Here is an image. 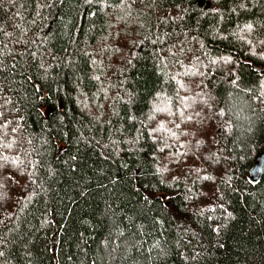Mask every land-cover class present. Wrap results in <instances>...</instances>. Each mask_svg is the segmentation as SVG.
I'll list each match as a JSON object with an SVG mask.
<instances>
[{
  "label": "trees",
  "instance_id": "1",
  "mask_svg": "<svg viewBox=\"0 0 264 264\" xmlns=\"http://www.w3.org/2000/svg\"><path fill=\"white\" fill-rule=\"evenodd\" d=\"M263 149L264 0H0V264H264Z\"/></svg>",
  "mask_w": 264,
  "mask_h": 264
},
{
  "label": "water",
  "instance_id": "2",
  "mask_svg": "<svg viewBox=\"0 0 264 264\" xmlns=\"http://www.w3.org/2000/svg\"><path fill=\"white\" fill-rule=\"evenodd\" d=\"M263 170H264V149L262 150V152L259 154V156L254 161L253 165L249 169L247 176L248 181L251 184H257L260 181ZM159 197L161 200L168 198V196L164 194H160Z\"/></svg>",
  "mask_w": 264,
  "mask_h": 264
},
{
  "label": "snow or ice",
  "instance_id": "3",
  "mask_svg": "<svg viewBox=\"0 0 264 264\" xmlns=\"http://www.w3.org/2000/svg\"><path fill=\"white\" fill-rule=\"evenodd\" d=\"M0 255H2V253H0Z\"/></svg>",
  "mask_w": 264,
  "mask_h": 264
}]
</instances>
